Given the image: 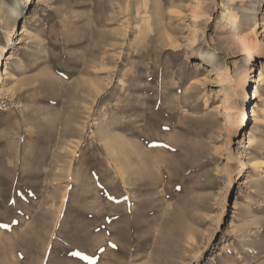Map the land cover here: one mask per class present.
Masks as SVG:
<instances>
[{
	"label": "rangeland",
	"instance_id": "374dc122",
	"mask_svg": "<svg viewBox=\"0 0 264 264\" xmlns=\"http://www.w3.org/2000/svg\"><path fill=\"white\" fill-rule=\"evenodd\" d=\"M263 69L264 0H0V264H264Z\"/></svg>",
	"mask_w": 264,
	"mask_h": 264
},
{
	"label": "bare ground",
	"instance_id": "6f19581e",
	"mask_svg": "<svg viewBox=\"0 0 264 264\" xmlns=\"http://www.w3.org/2000/svg\"><path fill=\"white\" fill-rule=\"evenodd\" d=\"M264 70V69H263ZM37 82H38V80H36ZM36 82V83H37ZM38 83H40V82H38ZM264 83V72H261L260 71V74H259V78H258V81H257V84L255 85V87L253 88V92L251 93L252 95V97H251V99L250 100H258L260 97H261V90H260V88H261V86L262 85H264L263 84ZM38 85V84H37ZM96 89V88H95ZM94 92H96V91H94ZM101 92V91H100ZM96 95V94H95ZM85 98V97H84ZM254 105V108L252 109L251 107L249 108V110H247L245 107L243 108V109H241L239 112V116H238V121H237V124L239 125V126H244L247 122H248V120H250V119H252V118H255V117H258L259 115H260V112L261 111H263V109L261 108V109H258L259 107L256 105V103H254L253 104ZM262 113V112H261ZM263 113H264V111H263ZM263 113H262V115H263ZM251 114V115H250ZM69 128V126H67L66 125V127H65V129H67V131H69L70 132V129H68ZM68 135H70L69 133H67V132H65V136H68ZM72 135V134H71ZM69 137V136H68ZM63 142H65V141H63ZM67 142V141H66ZM65 142V143H66ZM65 143H63V144H65ZM64 146V145H63ZM79 159V158H78ZM53 164V163H52ZM80 165V164H79ZM78 169V168H77ZM61 173V172H60ZM77 176V175H76Z\"/></svg>",
	"mask_w": 264,
	"mask_h": 264
},
{
	"label": "snow or ice",
	"instance_id": "6c2138e0",
	"mask_svg": "<svg viewBox=\"0 0 264 264\" xmlns=\"http://www.w3.org/2000/svg\"><path fill=\"white\" fill-rule=\"evenodd\" d=\"M113 247H115V245H113ZM74 255H80V253H74ZM84 258L87 259V257Z\"/></svg>",
	"mask_w": 264,
	"mask_h": 264
}]
</instances>
